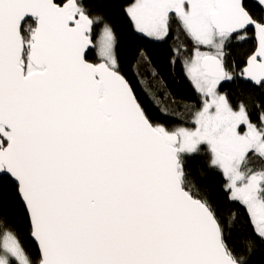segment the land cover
Here are the masks:
<instances>
[{"label": "snow or ice", "instance_id": "6c2138e0", "mask_svg": "<svg viewBox=\"0 0 264 264\" xmlns=\"http://www.w3.org/2000/svg\"><path fill=\"white\" fill-rule=\"evenodd\" d=\"M0 264H264V0H0Z\"/></svg>", "mask_w": 264, "mask_h": 264}, {"label": "trees", "instance_id": "16d2710c", "mask_svg": "<svg viewBox=\"0 0 264 264\" xmlns=\"http://www.w3.org/2000/svg\"><path fill=\"white\" fill-rule=\"evenodd\" d=\"M117 22L120 23L121 31L124 33L125 38H127V26L119 17H117ZM184 41V36L180 35L175 43L177 47H179ZM172 43L173 40L170 38L168 44ZM149 50L152 56V68L159 75L157 77L151 76L150 72L147 70V65L138 66L135 69V71L139 72L137 79L138 81H144L141 87L147 88L150 93L154 94L156 99L160 102L159 106L164 108L167 112L184 114L186 112V105L195 104L197 102L199 99L198 94L195 92L190 80L186 77L182 65L177 63L174 68L169 65V49L167 44L162 47H151ZM161 77L163 78V85L159 82ZM225 87L228 88L233 86L225 85ZM165 92L169 93V95L165 96ZM176 122L177 120L172 121V123ZM207 182L210 186L218 187L220 178L216 175H212L208 177ZM230 207L232 211H235V206L225 205V213L229 211ZM240 239H242V237ZM25 242L27 243L26 237Z\"/></svg>", "mask_w": 264, "mask_h": 264}, {"label": "rangeland", "instance_id": "374dc122", "mask_svg": "<svg viewBox=\"0 0 264 264\" xmlns=\"http://www.w3.org/2000/svg\"><path fill=\"white\" fill-rule=\"evenodd\" d=\"M206 50V49H205ZM192 84V83H191ZM194 87V86H193Z\"/></svg>", "mask_w": 264, "mask_h": 264}]
</instances>
